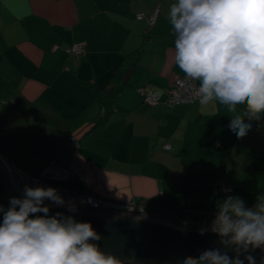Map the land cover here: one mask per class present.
Instances as JSON below:
<instances>
[{"label":"crops","instance_id":"0c3cea01","mask_svg":"<svg viewBox=\"0 0 264 264\" xmlns=\"http://www.w3.org/2000/svg\"><path fill=\"white\" fill-rule=\"evenodd\" d=\"M174 2L0 0V155L34 174L53 159L63 167L76 163L83 178L69 184L116 202L135 201L142 213L185 227L209 223L217 200L228 194L251 207L264 193V118L237 139L228 124L244 105L234 113L218 101L149 106L138 92L164 91L185 75L174 62L168 20ZM156 10L153 25L135 17ZM74 42L83 43L80 57L65 51ZM135 50L139 56L111 99V113L93 127L100 108L91 86L108 89L113 70ZM10 90L13 95L3 93ZM68 135L77 149L62 143ZM167 198L183 200L185 209L161 207Z\"/></svg>","mask_w":264,"mask_h":264},{"label":"clouds","instance_id":"9594fccd","mask_svg":"<svg viewBox=\"0 0 264 264\" xmlns=\"http://www.w3.org/2000/svg\"><path fill=\"white\" fill-rule=\"evenodd\" d=\"M168 20L174 40V62L191 82H199L194 95L201 106L214 101L241 115L230 117L228 128L244 138L253 121L264 118V0H175ZM22 197L0 205V264H124L97 243L100 235L90 222L57 212L45 201L65 206L54 187L25 185ZM75 212L74 205H68ZM42 213V215H40ZM230 257L219 248L188 256L181 264H256L250 253L264 250V193L251 207L238 195L216 202L210 227ZM234 246V247H233ZM264 264V260L261 261Z\"/></svg>","mask_w":264,"mask_h":264},{"label":"water","instance_id":"95a60500","mask_svg":"<svg viewBox=\"0 0 264 264\" xmlns=\"http://www.w3.org/2000/svg\"><path fill=\"white\" fill-rule=\"evenodd\" d=\"M15 197H22L14 191ZM7 184V175L0 164V205L6 209L10 197H14ZM76 211L70 212L68 205L50 207V214L57 212L65 216H74L77 221L90 222L100 235L99 241H93L105 253H111L122 260L124 264H181L188 256L198 257L202 251L219 248L232 257L233 248H225L220 238L211 231L201 234V229L185 228L167 217L150 213L99 211L86 204L74 205ZM110 211V212H108ZM42 215V213H40ZM159 219V220H158ZM173 222V223H171ZM2 223V213H0ZM205 225V224H204ZM234 247V246H233ZM256 259V264L264 260V250L255 249L250 253ZM244 264H247L245 260Z\"/></svg>","mask_w":264,"mask_h":264},{"label":"built area","instance_id":"2783aa9c","mask_svg":"<svg viewBox=\"0 0 264 264\" xmlns=\"http://www.w3.org/2000/svg\"><path fill=\"white\" fill-rule=\"evenodd\" d=\"M156 10L150 15L143 13L136 14V19H145L150 25H153L157 17ZM66 53L72 57H80L84 53L83 43L74 42L65 48ZM199 82H191L185 78V75L174 77L170 87L164 91H153L145 87L138 88V92L143 96L144 102L149 106H166L178 104L199 103L198 98L194 95L195 87H198ZM62 143L71 148L79 147L78 141L73 136H66ZM169 148V145H165ZM0 161L7 171L15 189L22 196L23 188L28 186H44L54 187L58 190V194L64 197L65 205H81L97 209L99 211L111 210L114 212H144V206L137 202L120 203L102 196L90 193L88 191L77 188L69 184V179L76 178L82 180L83 173L81 168L76 163H70L66 167L59 165L56 160L49 161L48 165L39 174L31 173L24 168L9 161L0 155ZM224 191H229L228 187L223 188ZM49 207L56 206L50 201H45Z\"/></svg>","mask_w":264,"mask_h":264},{"label":"trees","instance_id":"16d2710c","mask_svg":"<svg viewBox=\"0 0 264 264\" xmlns=\"http://www.w3.org/2000/svg\"><path fill=\"white\" fill-rule=\"evenodd\" d=\"M140 50H135L134 52L125 55L122 62L113 70L112 74V84L108 89L100 90L94 86L92 87V96L94 101L98 104L100 108V113L94 119V125L93 127H98L106 121L107 116L111 113V99L121 91L122 87L125 84L126 77L129 74V72L133 69L134 64L137 61V58L139 56ZM128 56H132L134 58L133 61H128ZM87 82V81H86ZM90 82V81H88ZM87 82V83H88ZM91 85V84H89ZM6 96L7 95H13L12 91H4L3 92ZM161 207L165 206L168 208H171L176 211H182L185 209V204L183 200H180L178 198H167L166 200H163L159 203Z\"/></svg>","mask_w":264,"mask_h":264},{"label":"flooded vegetation","instance_id":"af4514ba","mask_svg":"<svg viewBox=\"0 0 264 264\" xmlns=\"http://www.w3.org/2000/svg\"><path fill=\"white\" fill-rule=\"evenodd\" d=\"M7 202L9 203V201L7 200ZM108 212H110V211H108ZM113 213H116V212H113ZM159 220V219H158ZM171 223H173V222H171ZM174 224H178V225H182L181 223H179V222H175ZM183 227H185L184 225H182ZM203 226H207L206 224L205 225H203ZM203 226H201V227H203ZM208 226H210V225H208ZM185 228H197V227H185Z\"/></svg>","mask_w":264,"mask_h":264},{"label":"rangeland","instance_id":"374dc122","mask_svg":"<svg viewBox=\"0 0 264 264\" xmlns=\"http://www.w3.org/2000/svg\"><path fill=\"white\" fill-rule=\"evenodd\" d=\"M13 194V196H14V193H12ZM15 197V196H14ZM150 214H154V212H151ZM156 215H160V214H156Z\"/></svg>","mask_w":264,"mask_h":264}]
</instances>
